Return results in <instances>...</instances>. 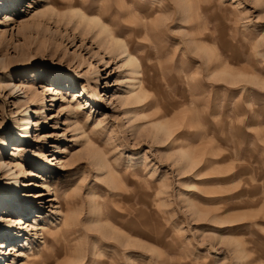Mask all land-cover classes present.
Instances as JSON below:
<instances>
[{
  "label": "rangeland",
  "instance_id": "1",
  "mask_svg": "<svg viewBox=\"0 0 264 264\" xmlns=\"http://www.w3.org/2000/svg\"><path fill=\"white\" fill-rule=\"evenodd\" d=\"M47 1L100 14L120 33L143 98L113 95L98 108L132 78L119 60L72 24L32 26L43 0H0V75L12 71V88L0 83L2 163L13 158V120L36 111L11 169L22 196L0 213V241L11 230L8 245L27 256L0 248V264H264V0ZM90 62L100 77L91 87L78 76ZM57 82L78 96L76 115L49 101ZM31 219L36 235L24 230Z\"/></svg>",
  "mask_w": 264,
  "mask_h": 264
},
{
  "label": "bare ground",
  "instance_id": "2",
  "mask_svg": "<svg viewBox=\"0 0 264 264\" xmlns=\"http://www.w3.org/2000/svg\"><path fill=\"white\" fill-rule=\"evenodd\" d=\"M184 0H175L176 4H180V2H182ZM31 5H29L30 7ZM65 9L64 11H61L59 9H55L50 2H48L47 0H43V4L41 5V8H39L38 10H36L35 14L33 15V20H31L32 22V26H39V25H45L46 23H48V21L52 20L55 23L57 22H63L64 24H72L73 27L75 28H81V32L84 33L85 35H89L91 39L95 40L97 42V44L107 53L111 54L112 56H114L116 59L119 60L120 65L119 67L124 68L126 70V72L132 77V78H127L126 79V90H124L123 92H120V94H109V96L104 99L102 98L100 100V106L98 108H106V104H109L110 101L108 102V98L112 97L113 95L115 96V98L117 99V101L120 104H125L127 101H134L132 103H136L139 102V100H141V98H143V92H144V88L142 86V83L140 80L135 79L136 76L139 75L140 71H139V60L138 58L131 52L129 45L127 44V42L120 36H118V33L116 30H113L110 26L107 25V23L105 22V18L100 15V14H88L86 13L84 10H82L79 7H72L70 5H65V7L63 8ZM183 11H186V8H183ZM96 17L97 21L93 22L92 18ZM6 21H10L12 20L10 15H6L5 16ZM120 41H122L123 43H120ZM2 43V41L0 40V44ZM195 49L201 50L205 55L207 54V49L204 46H196ZM210 55V54H207ZM133 57H135V61L136 63L133 62ZM210 57V56H209ZM208 59V58H207ZM1 65V64H0ZM89 66H91V70H89L87 73H85L84 75H79V77H86V82L88 84V86L91 84L92 82H98L99 81V76H98V70L96 68L93 67V64L91 65V62L89 63ZM93 67V68H92ZM12 74V71L6 72L5 74L0 75V83L4 85V87H9L10 86V76ZM16 74H21V73H16ZM91 74H94L93 77H89ZM219 74H223V75H229L231 80H235L236 79V74L231 72L228 69H222ZM136 82V83H133ZM261 83H264V81H259ZM10 89L12 87H9ZM49 89L47 90H51V98L49 99V101H56L57 102H61V101H65L68 104V107L70 109H68V112L73 113L74 115H76V107L77 105H75L74 103L76 102V100L78 99V96L76 95H70V99L65 98L64 97V92L63 90L66 89V87L64 86V83H60L57 82L56 83V87L50 89V87H48ZM93 91V95L90 96V98H93L94 95H96V89H92ZM104 96V95H103ZM34 100H32L33 102ZM35 102V101H34ZM36 103V102H35ZM34 104V103H33ZM35 108V107H34ZM63 110H65L64 106L60 105L59 106V112H62ZM27 113H24L22 115L21 118L18 119H14L13 122L16 125L17 128L16 129V134L14 137L15 140V145L12 146L11 149V156L13 157L12 159H10L9 161L2 163L0 161V170L2 168H4V164L9 165V168L5 169V174L8 177V183H9V190H11V192L6 193V194H2V191H0V213L2 211H4L5 208L9 207V205L12 204V202H14L16 205L19 199L21 193L19 192V186L21 185L20 179L18 178V175H16V172L11 170L12 168L16 167V161L18 160V158L23 154L25 147L30 146L31 145V141L32 140V128L34 126V124L36 125V123H32V120L29 117L30 112L31 113H35L36 111H31L30 109H27ZM152 130L155 131V133H162L164 134L165 132H167V128L165 127L164 123L162 124V122H152L150 123ZM22 127V129H20ZM166 134V133H165ZM168 134V133H167ZM8 137H0V142H1V146H0V154L5 150V146L8 142ZM187 151V150H186ZM181 149H178L176 152L178 154V156L180 155V160L190 163V156L189 154ZM193 163V162H192ZM7 172V173H6ZM12 176V177H10ZM36 183H27V186H35ZM2 187V184L0 183V188ZM24 196V195H23ZM27 197H30L29 193H26ZM39 196V195H38ZM31 210L28 212V214H30ZM6 213V211H5ZM54 214L55 216H58L60 214L59 210H54ZM35 216H39V214L33 215V218H35ZM1 218V217H0ZM16 223H20L24 224V222L22 221V219H20V217H16L15 219ZM1 221V219H0ZM41 229V227L39 226V224H37V222L33 219H31L29 221V223L26 225V227L24 228V230L26 232H31L33 231V234L36 235L37 232ZM11 230H6L3 234V241H0V248H9V253H13L14 255H16V257H20V256H27L23 251H19L18 249H15L14 246H11V244L8 245V240L9 235ZM19 236H21V234L19 233ZM23 241V240H22ZM20 241V242H22ZM121 242H126L124 240H122ZM120 242V243H121ZM123 244V243H121ZM1 252V251H0ZM23 258V257H22ZM8 261H10L8 259ZM12 262H7L8 264H19L15 259L11 260ZM2 262V260H0V263ZM5 263V264H7ZM4 264V263H3ZM22 264V263H21Z\"/></svg>",
  "mask_w": 264,
  "mask_h": 264
},
{
  "label": "snow or ice",
  "instance_id": "3",
  "mask_svg": "<svg viewBox=\"0 0 264 264\" xmlns=\"http://www.w3.org/2000/svg\"><path fill=\"white\" fill-rule=\"evenodd\" d=\"M92 20H93V22H96L97 21V18L96 17H93ZM164 23H167V21H164ZM120 43H123V42L120 41ZM133 62L136 63L135 57H133ZM176 131H179V129H177ZM169 139H171V135L169 136Z\"/></svg>",
  "mask_w": 264,
  "mask_h": 264
}]
</instances>
